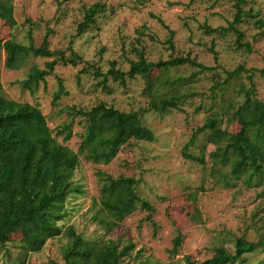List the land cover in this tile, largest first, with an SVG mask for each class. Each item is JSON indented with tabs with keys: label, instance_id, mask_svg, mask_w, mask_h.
<instances>
[{
	"label": "rangeland",
	"instance_id": "obj_1",
	"mask_svg": "<svg viewBox=\"0 0 264 264\" xmlns=\"http://www.w3.org/2000/svg\"><path fill=\"white\" fill-rule=\"evenodd\" d=\"M97 2H104L107 11L100 14L95 27L79 34L78 24L85 10ZM236 2L13 0V19L8 23L0 22L2 39L39 47L49 34L51 50H62L69 55L72 49L81 56L78 65H57L35 93L24 89L22 81L35 62L45 67V61L51 58L31 56L19 69L7 68L5 56L0 60L2 90L7 97L40 106L51 127L74 118V134L66 142L74 150L79 149L87 135L86 124L75 116L74 108L90 109L105 102L122 111H144V122L153 129L155 140H132L109 164L97 165L82 159L75 181L84 187L85 193L72 199L66 220L67 224L76 223L89 237L133 241L136 247L130 264H187L186 257L200 263L211 257L217 246L225 245L233 251L237 237L256 241L264 232V181L253 180L249 185L232 177L229 167L221 168L218 174L212 173L208 153L206 164L184 155H200L205 136L200 135L195 144L187 148L192 134L205 123L212 107L228 106L237 99L240 84L250 85L249 76L256 82L258 97L264 100V74L260 71L264 68V26L257 23L258 19L264 20V0H245L243 4L249 15L244 16L240 26L245 33L244 41L251 42L253 51L238 47L232 31L223 37L211 31L229 26L237 12ZM136 47H144L149 60L191 56L212 70H200L191 65L169 69L165 78L174 83L160 90L169 96L179 92L178 95L186 97L181 109L159 113L149 109L150 98L145 89L149 81L156 82L164 71L154 69L146 77L128 78L125 85L110 78L106 87L100 83L103 76L95 73L96 68L106 73L113 61L118 68L128 70L131 61L137 59ZM240 65L247 70L214 91L215 83L223 82L228 73ZM194 73L196 76L192 77ZM60 79L65 93L55 101ZM224 122L232 130L238 127L229 116H225ZM59 140L62 142L63 137ZM213 149L212 145L208 146V152ZM99 169L114 177L138 179L140 197L148 199L156 208L153 218L157 228L146 219L149 212L141 208L113 231H107L90 218L92 200L98 198L101 187ZM196 190L198 201L190 203L187 197ZM179 231L184 235L183 244L174 255L171 253L173 241ZM13 237L20 239V235ZM65 240V237L49 240L39 252L27 256L26 264H65L62 248ZM8 250L12 253L10 259L16 262L21 250L13 246ZM5 253L0 252V264H10ZM235 264H264V252L248 253L243 262Z\"/></svg>",
	"mask_w": 264,
	"mask_h": 264
},
{
	"label": "trees",
	"instance_id": "obj_2",
	"mask_svg": "<svg viewBox=\"0 0 264 264\" xmlns=\"http://www.w3.org/2000/svg\"><path fill=\"white\" fill-rule=\"evenodd\" d=\"M244 3L245 0H237L236 15L228 27L211 31L218 33L220 37L232 31L237 46L251 52L252 44L244 41L245 33L240 26L244 16L249 15L243 7ZM107 9L104 2L88 7L83 20L78 24V33L83 34L95 27L100 14ZM13 14V0H0V22L8 23L13 19ZM257 23L264 26L263 19H258ZM134 51L137 59L131 61L128 70L118 68L117 62L113 61L106 73L100 68H96L95 73L103 76L100 83L106 87L110 78L125 85L128 78L146 77L154 69L164 71L156 82L149 81L145 89L150 98L149 109L159 113L181 109V103L186 97L178 95L179 92L169 96L160 90V87L174 83L165 78L169 69L191 65L200 70H212V67L191 56L153 61L148 59L144 47H136ZM3 56L4 64L9 69L21 68L31 56L51 58L45 61V67L35 62L28 77L22 81V87L29 89L31 93H35L40 83L53 74L57 65H78L82 59L72 49L69 55L62 50H51L49 34L45 35L43 44L39 47L0 38V60ZM246 70L244 65H240L230 71L223 82L215 83L214 91L229 84L231 79L239 77ZM260 71L264 74V68ZM195 76L196 73L192 74V77ZM249 79L250 85L244 82L240 84L236 100L228 106L221 105L218 109L212 107L205 123L192 134L187 148L194 145L200 135L205 136V142L199 148L200 155H184L206 164L208 153L212 173L218 174L217 171L221 168L229 167L232 177L252 185L253 180L264 181V100L258 97L253 76H249ZM59 82V88L54 94L55 101L65 93L62 80ZM143 112L122 111L105 102L90 109L74 108L75 116H79L87 127V135L76 151L66 144L74 134V118L51 127L40 106L5 95L0 74V252L4 250L5 257L10 259L12 253L8 250L9 246L21 250L16 262L10 259V264H26L31 252H39L49 240L57 237L66 238L62 244L65 264H130L129 259L136 247L133 241L116 242L97 236L89 237L84 230H79L76 223L67 224L66 220L70 216L72 199L85 193L84 187L75 181L82 159L97 165L109 164L119 155L123 146L132 140H155L153 129L144 122ZM225 116L237 122L238 127L232 130L225 125ZM60 137H63L62 142ZM209 145L214 147L210 152ZM97 176L101 187L98 198L94 197L90 206V218L93 221L99 222L107 231H113L141 208L149 212L146 219L157 228L153 218L156 208L148 199L140 197L137 191L138 179L114 177L101 169L97 171ZM187 198L190 203H197V190L190 192ZM15 235H20V239L13 237ZM183 239L184 235L179 231L173 241L172 254L179 253ZM258 250L264 252V232L256 241L244 236L237 237L233 251L225 245L217 246L213 255L200 263L190 257L185 259L187 264H235L243 262L246 254Z\"/></svg>",
	"mask_w": 264,
	"mask_h": 264
}]
</instances>
